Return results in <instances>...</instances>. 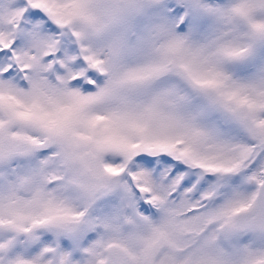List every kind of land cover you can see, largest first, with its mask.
I'll return each instance as SVG.
<instances>
[{
	"label": "snow or ice",
	"instance_id": "6c2138e0",
	"mask_svg": "<svg viewBox=\"0 0 264 264\" xmlns=\"http://www.w3.org/2000/svg\"><path fill=\"white\" fill-rule=\"evenodd\" d=\"M0 264H264V0H0Z\"/></svg>",
	"mask_w": 264,
	"mask_h": 264
}]
</instances>
